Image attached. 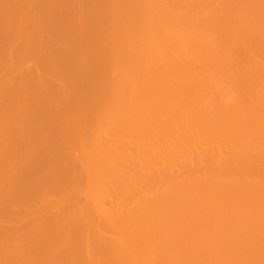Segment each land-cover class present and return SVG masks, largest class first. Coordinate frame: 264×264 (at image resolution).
<instances>
[{"label":"bare ground","instance_id":"1","mask_svg":"<svg viewBox=\"0 0 264 264\" xmlns=\"http://www.w3.org/2000/svg\"><path fill=\"white\" fill-rule=\"evenodd\" d=\"M9 40L0 264H264V0H0Z\"/></svg>","mask_w":264,"mask_h":264},{"label":"rangeland","instance_id":"2","mask_svg":"<svg viewBox=\"0 0 264 264\" xmlns=\"http://www.w3.org/2000/svg\"><path fill=\"white\" fill-rule=\"evenodd\" d=\"M30 9H31V8H30ZM56 10H57V8H56ZM3 28H4V27H3ZM6 28H7V27H6ZM4 29H5V28H4ZM5 30H7V29H5ZM7 31H8V34H9V30H7ZM42 34H44V32H43ZM9 37H10V36H9ZM9 37H7V38L10 39V40H11V39H13V40L16 39L15 37H13V35H12V38H11V37L9 38ZM18 39H19V38H18ZM10 40H9V44H7V46H6L7 49H2V52H3V50H5V51L7 52V54H8V50H9V49H8V45H10V46H12V47L15 45V49H16V47H17L16 44H19L18 41H20L21 38H20L18 41L15 40V41L18 42V43L14 42L13 40H12V41H10ZM51 41H52V40H49V42H51ZM10 42L13 43V44L11 45ZM7 43H8V40H7ZM15 43H16V44H15ZM47 43H48V42H47ZM51 43H52V42H51ZM51 43H50V44H51ZM53 43H54V44H53ZM53 43H52V46H55V44H56L57 42L55 41V42H53ZM50 44H49V45H50ZM57 44H58V43H57ZM10 46H9V47H10ZM12 47H10V50L12 49ZM0 49H1V47H0ZM12 50H13V49H12ZM12 50H11V52H12ZM0 51H1V50H0ZM5 51H4V52H5ZM2 52H0V53H1V55H3L4 58H3V60H2V59H1L2 56L0 55V56H1V57H0V60L3 61V62L0 61V62H1V63H0V67H1V68H2L3 65L6 66V64H3V63H4L5 56H6V53L3 52V54H2ZM15 53H16V52H13V54H12V53H10V51H9V54H11V55H15ZM46 53H47V52H46ZM48 53H49V52H48ZM48 53H47V54H48ZM4 54H5V56H4ZM48 55H50V54H48ZM262 56H263V55H262ZM262 56H261V57H262ZM263 57H264V56H263ZM263 57H262V58H263ZM31 59H32V60H31ZM33 60L35 61L34 63H36V60H35V59L30 58V61H29V60H26V61H25L26 63L23 62L24 64L22 63V66H21V64H20L21 67H18V66L16 67L15 64H14V65L11 64V65L14 66V67H12L11 65H10L11 67H10L9 65H7V67H6V68H7V71H6V68L4 69V66H3L2 69L0 68V70H2V73H3L4 71H6V74L8 75V76H7V78H8V79H7V84H6V85H8V83L10 84V85L6 86V87L8 88V89H7L8 91H10L9 88L12 87V86H11V83H12V85L19 83V85H20V84L22 85V88H25V87L27 86V85L25 86L26 83L24 82V80H25L26 78L23 79V81H22V83L24 82V83H23L24 85H23L22 83H20V78H21L20 74H22V73H21V71H22L21 68L24 66L23 69L25 70V69L27 68V71L29 72V74H31V66L34 64V63H33ZM31 61H32V62H31ZM28 62H30L31 64L28 63ZM37 62H38V59H37ZM2 64H3V65H2ZM30 65H31V66H30ZM37 65H39V64L37 63ZM8 66H9V67H8ZM28 67H29V68H28ZM10 68H11V69H10ZM34 68H35V64H34L33 67H32V69L34 70V71H32V73L36 72ZM38 68H39V67H38ZM29 69H30V70H29ZM41 69H42V67H41ZM3 70H4V71H3ZM9 70H10V71H9ZM36 70H37V68H36ZM8 71H9V73H8ZM40 71H41V70H40ZM44 71H45V70H44ZM44 71H42V72H44ZM22 72H23V74H27L26 70H25V71H22ZM24 72H26V73H24ZM37 72H38V71H37ZM0 73H1V72H0ZM4 73H5V72H4ZM4 73H3V74H4ZM44 73H46V71H45ZM3 74H2V76H3ZM36 74L38 75L39 73H36ZM49 74H50V73H48V74H46V75H49ZM0 75H1V74H0ZM41 75H45V74L41 73ZM46 75H45V76H46ZM2 76H0V78H1ZM19 76H20V77H19ZM39 76H40V74H39ZM45 76H44V77H45ZM49 76H50V75H49ZM49 76H48V77H49ZM17 77H18V79H16ZM40 77H42V76H40ZM10 78H11V79H10ZM49 78H50V77H49ZM49 78H48V79H49ZM51 78H52V77H51ZM51 78H50L49 80H52V83H53V84H56V83H54V82H55L54 79H51ZM14 79H16V81H14V84H13V81H12V80H14ZM60 79H61V78H60ZM60 79L57 80L58 83H59V80H60ZM236 79H237V78H236ZM10 80H11L12 82H11ZM61 81H62V82H61ZM238 81H239V80H238ZM64 82H65V81H64L63 79L60 80V84H62V83L64 84ZM237 83H239V82H237ZM60 84H59V86H60ZM241 84H242V83H241ZM50 85H51V86H50V89H51V87H53L52 84H51V82H50ZM65 85H66V84H65ZM3 86H4V85H2V87H3ZM9 86H10V87H9ZM16 86H17V85H16ZM23 86H24V87H23ZM30 86H32V85H30ZM30 86L28 85V87L25 88L26 91H24V90H23V91H24V92H27L28 89H29L28 94H30L31 91H33L34 96L36 95L33 101L38 100V99H37V94H38V92H39V91H37L38 88L36 89V91H37V93H36L35 89L32 90V88H31ZM57 86H58V85H57ZM57 86H56V88H54V87H55V85H54V87H53L54 89H51V91L49 90V91H48V94H49V92H52V90H55V89L57 90ZM237 86H239V85H237ZM241 86H243V85H241ZM241 86H240V87H241ZM244 86H245V85H244ZM244 86H243V87H244ZM4 87H5V86H4ZM13 87H14V86H13ZM13 87H12V88H13ZM29 87H30V88H29ZM240 87H239V88H240ZM1 89H2V88H0V90H1ZM30 89H31V91H30ZM45 89H46V88H45ZM47 89H48V88H47ZM47 89H46V90H47ZM237 89H238V87H237ZM241 89H242V88H241ZM3 90H5V89H3ZM243 90H244V89H243ZM1 91H2V90H1ZM5 92H7V91H5ZM54 92H56V91H54ZM1 93H2V92H1ZM1 93H0V94H1ZM3 93H4V91H3ZM3 93H2V96L5 94V93H4V94H3ZM8 93H9V92H8ZM8 93H7L6 96L9 95ZM23 94H24V93H23ZM25 94H27V93H25ZM25 94H24V95H25ZM51 94H52V93H50L49 95H51ZM55 94H56V93H55ZM2 96H0V100L2 99V98H1ZM4 96H5V95H4ZM27 96L30 97L29 95H27ZM32 96H33V95H32ZM38 96L40 97L41 95L38 94ZM10 97H11V96H10ZM25 97H26V95L24 96V99H23L24 101H23V103L27 101V100H25ZM39 97H38V98H39ZM10 99H11V98H10ZM26 99H28V98L26 97ZM32 99H33V97H32ZM28 102H30V101H28ZM28 102H27V104H28ZM0 104L2 105V102H0ZM27 104L25 103V104L23 105L24 108L26 107V108H25L26 111L28 110V109H27ZM1 105H0V106H1ZM0 109H3L2 106H1ZM3 110H4V109H3ZM3 110H1V111L5 113V110H4V111H3ZM33 110H35V109H33ZM36 110H37V109H36ZM36 110H35V111H36ZM39 110H40V109H39ZM21 111L23 112L22 109H21ZM37 111H38V110H37ZM37 111H36V113H38ZM41 111H42V110L39 111V114H40V115H41V113H42ZM23 113L25 114V111H24ZM23 113H22V115H23ZM26 114H27V113H26ZM26 114H25V115H26ZM39 114H38V115L36 114V115H37L36 118L38 117V118L36 119V121H37V120H41V122L39 121V123H38V121H37V122L34 121L36 125L34 124V125H35V127H34L35 129H34V128H33V129H34L35 131H36L37 129L39 130V128H41L40 126H42L41 124H42V118H43V115H42L41 118H40V117H39V116H40ZM23 116H24V115H23ZM23 116H22V118H21L22 120H23V118H24ZM64 116L66 117V115H64ZM64 116H63V118H64ZM67 116H68V115H67ZM21 119H20V120H21ZM64 119H67V118H64ZM24 120H27V119L24 118ZM24 120H23V121H24ZM23 121H20V122L23 123ZM20 122H19V123H20ZM22 123H21V124H22ZM24 123L27 125L26 122H24ZM24 123H23V124H24ZM40 123H41V124H40ZM38 124H40V126H39ZM26 125H24V126L21 125V127L24 128ZM36 126H37V128H36ZM38 127H39V128H38ZM25 128H26V127H25ZM5 130H7V129L5 128ZM38 130H37V131H38ZM6 132H7V131H5V133H6ZM51 132H53V131H50V132L47 131V133H48L49 136H51V135H50ZM33 133H35V132L33 131ZM7 134L9 135V132H8ZM35 134H36V133H35ZM5 135H6V134H5ZM49 138H50V137H49ZM23 140H24V139H23ZM111 141H112V140H111ZM115 143H117V142H115ZM77 149H78V148H77ZM77 149H76V150L74 149V152L71 150V151H72L71 154L73 153L74 156L77 155V157H78L80 154H79V155L77 154V153H78V150H77ZM79 151H80V150H79ZM33 160H34V159H33ZM35 160H39V158H37V159H35ZM43 167H47V165H46V166L44 165ZM23 185H24V184H23ZM80 187H81V186H80ZM80 187H79V188H80ZM1 189H3V188L1 187ZM1 189H0V190H1ZM4 190H5V189H4ZM80 190H81V189H80ZM0 192H2V190H1ZM2 193H3V192H2ZM2 195H3V194H2ZM4 195H5V194H4ZM58 195H59V194H58ZM0 196H1V194H0ZM5 196H6V195H5ZM53 196H54V195H53ZM53 196H51L52 198H50V199H53ZM59 196H60V195H59ZM59 196H58V197H59ZM2 197H3V196H2ZM2 197H1V201H2ZM7 197H8V196H7ZM3 198H4V197H3ZM47 198H49V197H47ZM47 198H45V199H47ZM55 198H56V197H54V200H55ZM4 199H5V198H4ZM7 199H8V198H7ZM46 201H48V200H46ZM4 202H5V200H4ZM18 202L20 203V201H18ZM32 202H33V201H32ZM36 202H37V201H36ZM1 203H2V202H1ZM1 203H0V204H1ZM19 203H18V205H19ZM38 203L41 204L42 202H41V203L38 202ZM38 203H36V205H39ZM43 203H44V201H43ZM20 204H21V205H19V207L22 206V207L24 208L25 205H24L23 203H20ZM32 204L34 205V203H32ZM44 204H45V203H44ZM2 205H5V203H3ZM2 205H1V206H2ZM14 205H17V204H14ZM14 205H13V207L15 208L16 206H14ZM23 205H24V206H23ZM1 206H0V207H1ZM39 206H40V205H39ZM2 207H3V206H2ZM2 207H1V208H2ZM22 207H21V209H22ZM1 208H0V209H1ZM16 208H17V207H16ZM16 208H15V209H16ZM52 210H53V209H52ZM52 210H51V211H52ZM55 211H56V210H54L53 213H55ZM33 217H35V216H33ZM30 218H31V217H30ZM13 219H14V218H13ZM16 219H18V218H16ZM16 219H15V220H16ZM19 220H20V221H19ZM19 220H18V222H21V219H19ZM29 220H30V219H29ZM31 220H32V219H31ZM159 232H160V231H159ZM161 239H162V238H161ZM5 240L8 241L9 239H4V240H2V241H4V242H6V246H8L10 243H7V241H5ZM162 241H163V240H162ZM162 241H160V242H162ZM8 242H9V241H8ZM0 243H1V245H2V242H1V241H0ZM155 243H156V242H155ZM155 243H154V244H155ZM163 243H167V242H164V241H163ZM7 244H8V245H7ZM154 244H153V245H154ZM158 244H159V242H158ZM171 244H172V243H171ZM171 244H169V245H171ZM3 245H5V243H4ZM3 245H2V246H3ZM163 245H164V244H163ZM163 245L161 244L160 246L163 247ZM167 245H168V243H167ZM154 246H155V245H154ZM156 246H157V245H156ZM164 246H166V245H164ZM171 246H172V245H171ZM153 248L156 250L157 247H153ZM166 248H167V246H166ZM157 249H158V251L160 252L159 248H157ZM161 249H165V248H161ZM156 252H157V250H156ZM156 252H153V253H156ZM159 252H157L158 255L156 254V256H159V255H160ZM178 252H179V251H178ZM181 253H182V251L179 252V254H178V253H177V254L180 255ZM177 254H176V256H178ZM154 255H155V254H154ZM36 259H37V258H36ZM255 261H256V259H255Z\"/></svg>","mask_w":264,"mask_h":264}]
</instances>
